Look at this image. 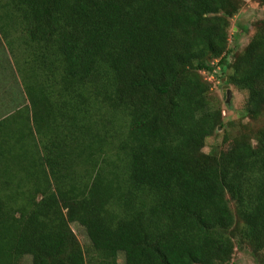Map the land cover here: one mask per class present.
Listing matches in <instances>:
<instances>
[{"label":"trees","instance_id":"16d2710c","mask_svg":"<svg viewBox=\"0 0 264 264\" xmlns=\"http://www.w3.org/2000/svg\"><path fill=\"white\" fill-rule=\"evenodd\" d=\"M244 1L0 0L28 99L0 119V264H230L236 240L264 264V127L203 152L216 67L264 115V19L229 48Z\"/></svg>","mask_w":264,"mask_h":264},{"label":"rangeland","instance_id":"374dc122","mask_svg":"<svg viewBox=\"0 0 264 264\" xmlns=\"http://www.w3.org/2000/svg\"><path fill=\"white\" fill-rule=\"evenodd\" d=\"M0 14L2 11L0 10ZM264 19L263 8L258 4L257 0H245L239 15L232 20L230 34V50L235 49L242 51L249 43L255 23ZM240 28L244 32L238 29ZM16 27L13 28V34H16ZM15 39V38H14ZM9 38H5L0 29V119L13 111L15 108L22 106L28 102L24 89L21 85V79L17 73L18 65L23 62V51L19 44L10 46ZM13 47V51L10 48ZM13 52V53H12ZM230 71L219 70V77H214L211 81V92L209 97L213 103L220 106L223 111L224 128L218 130L213 137L206 142L203 152L212 154L222 149H228L231 142L248 128L257 131L264 127V115L256 120L251 121L246 113L247 93L237 90L233 86H229L231 90L230 103L227 104L228 96L224 97L223 87L226 85L227 77ZM208 76L206 75V78ZM225 82H223V80ZM228 135L231 140L230 144L223 146L224 136ZM73 231L77 235L84 250L91 248V243L86 235L85 230L78 224L71 225ZM236 251L230 264H260L259 258L252 252L251 248L236 240ZM88 256V252H87ZM119 264H125L124 256L118 259ZM22 264H32L30 257H25Z\"/></svg>","mask_w":264,"mask_h":264},{"label":"water","instance_id":"95a60500","mask_svg":"<svg viewBox=\"0 0 264 264\" xmlns=\"http://www.w3.org/2000/svg\"><path fill=\"white\" fill-rule=\"evenodd\" d=\"M223 82H225V80H223ZM223 91H224V97L228 96V100H227V104L230 103V97H231V90L229 89V85H224L223 87ZM221 128H219L220 130Z\"/></svg>","mask_w":264,"mask_h":264},{"label":"built area","instance_id":"2783aa9c","mask_svg":"<svg viewBox=\"0 0 264 264\" xmlns=\"http://www.w3.org/2000/svg\"><path fill=\"white\" fill-rule=\"evenodd\" d=\"M217 63H218V61H214L213 65H216ZM220 69L221 68L219 66L216 67V69L214 70L213 74L210 76V79H211V77L213 79L215 77V75L218 74V72H219Z\"/></svg>","mask_w":264,"mask_h":264},{"label":"crops","instance_id":"0c3cea01","mask_svg":"<svg viewBox=\"0 0 264 264\" xmlns=\"http://www.w3.org/2000/svg\"><path fill=\"white\" fill-rule=\"evenodd\" d=\"M264 11V10H263ZM234 30H237L238 31V28H234Z\"/></svg>","mask_w":264,"mask_h":264}]
</instances>
